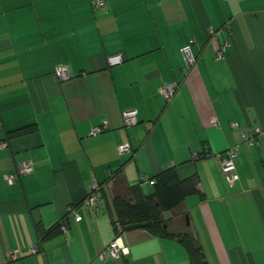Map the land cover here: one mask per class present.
<instances>
[{
  "label": "crops",
  "instance_id": "1",
  "mask_svg": "<svg viewBox=\"0 0 264 264\" xmlns=\"http://www.w3.org/2000/svg\"><path fill=\"white\" fill-rule=\"evenodd\" d=\"M92 1L0 0V264H188L176 239L112 225L113 170L146 195L167 166L195 174L203 196L182 201L187 224L162 214L169 232L187 227L207 264H264V0ZM227 149L232 183L218 161ZM64 216L37 241L35 225ZM114 238L126 253L99 260Z\"/></svg>",
  "mask_w": 264,
  "mask_h": 264
},
{
  "label": "trees",
  "instance_id": "2",
  "mask_svg": "<svg viewBox=\"0 0 264 264\" xmlns=\"http://www.w3.org/2000/svg\"><path fill=\"white\" fill-rule=\"evenodd\" d=\"M26 126L10 131L7 137H16L32 131ZM111 205L114 211L112 225L115 231H127L135 228L146 230L158 238H170L179 241L187 255L188 264H207L200 246L191 236L187 227L179 233H171L167 228L171 218H163L162 213L170 211L172 216L182 217L186 223V213L181 209L185 197L198 194V179L195 174L177 178L173 166H167L151 176L152 192L143 194L138 185H129L121 173V167L113 170ZM66 217L60 218L54 225L44 229L37 224L34 233L37 241L50 239L60 233V225ZM187 224V223H186ZM165 226V227H163Z\"/></svg>",
  "mask_w": 264,
  "mask_h": 264
},
{
  "label": "built area",
  "instance_id": "3",
  "mask_svg": "<svg viewBox=\"0 0 264 264\" xmlns=\"http://www.w3.org/2000/svg\"><path fill=\"white\" fill-rule=\"evenodd\" d=\"M91 4H93V6L95 7H101L103 5V1L93 0ZM225 45L226 44L222 43L221 45L217 47L216 52H215V56L217 58L222 56ZM180 52L182 54L185 66L186 67L192 66L194 64L195 58L190 52L189 47L187 45L183 46L180 49ZM53 72L59 78V80H65L67 78L66 68L64 65H61V64L55 65L53 68ZM175 87H176L175 83H167V84H163L162 86L158 88V92L165 103H168L170 101L171 97L174 94ZM121 118H122V124L124 126H129L131 124H134L135 123V111L134 110L124 111L121 114ZM211 122H214V120H212ZM98 131H100V128L95 127L91 130V134H94ZM243 140H246L245 136H243ZM117 149L120 154L125 153L128 150V144L125 143V144L119 145ZM233 156H234V150L227 149L223 155L218 157V161L220 164V170L225 175L226 181L228 183H232L234 180L237 179V174L234 171V165L232 161ZM28 171H29L28 163L20 164L16 168V173H19V174L26 173ZM3 179L6 183L10 184L12 181V176L5 175L3 176ZM93 188L94 186L92 187V189ZM95 200L96 198L94 194L92 192H89L88 196L84 199V204L86 205L94 204ZM74 219L78 220L79 216L74 215ZM63 228H64V223L60 225V229H63ZM36 250H37L36 246H33L30 248L31 252H35ZM125 253H126V249L118 244L117 238H114L108 243L105 250L98 253L97 256L99 260H106L109 258H118L120 255H123Z\"/></svg>",
  "mask_w": 264,
  "mask_h": 264
},
{
  "label": "rangeland",
  "instance_id": "4",
  "mask_svg": "<svg viewBox=\"0 0 264 264\" xmlns=\"http://www.w3.org/2000/svg\"><path fill=\"white\" fill-rule=\"evenodd\" d=\"M162 214H164L165 215V213L163 212Z\"/></svg>",
  "mask_w": 264,
  "mask_h": 264
},
{
  "label": "water",
  "instance_id": "5",
  "mask_svg": "<svg viewBox=\"0 0 264 264\" xmlns=\"http://www.w3.org/2000/svg\"><path fill=\"white\" fill-rule=\"evenodd\" d=\"M186 223H187V220H186ZM163 227H165V226H163Z\"/></svg>",
  "mask_w": 264,
  "mask_h": 264
}]
</instances>
